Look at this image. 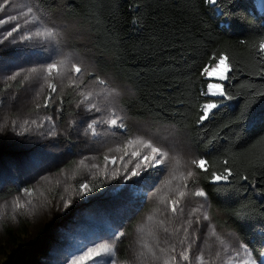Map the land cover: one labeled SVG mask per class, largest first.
<instances>
[{"label": "rangeland", "instance_id": "obj_1", "mask_svg": "<svg viewBox=\"0 0 264 264\" xmlns=\"http://www.w3.org/2000/svg\"><path fill=\"white\" fill-rule=\"evenodd\" d=\"M3 3L4 0H0V4ZM262 3V0L257 2L260 11L263 10ZM29 4L39 5L41 2L10 0L6 12L17 16L18 21L0 25V39L14 23L22 24L25 16L32 22V16L28 13ZM66 4L67 0H52L51 13L60 14L61 22L71 26V48L85 61L94 63L101 77L106 76L120 86L124 91L121 100L132 98L133 89L110 70L109 58L102 56L93 47L92 35L87 27L82 26L78 20L65 16ZM33 11H36L35 8ZM36 15L41 13L37 12ZM0 16L7 19L5 13H0ZM11 39L9 37V40ZM49 58L50 53L44 48L11 46L8 41L0 45V60L8 65L7 69L0 68V99L5 100V104L0 105V125L5 121L10 125L13 119L18 125L24 119H34L37 124H43V127L38 129L36 125L29 123L27 132L20 127H17L15 132H12L10 127L0 132V264H58L59 260L69 256L71 246L86 251L87 247H92L95 243H105L102 242L106 236L103 230L99 231L98 235L91 230V243L85 244L83 237L92 227L99 225L105 230L126 225L123 228H128L134 223V252L128 255L130 264H165L170 255H175L170 252L171 247L175 246L177 252L182 250L178 241L184 238L185 228L190 236L195 237L190 250L192 264H201L197 259L200 255H203V264H237L244 253L240 247L237 256L236 241H239V245L245 243L234 230L220 224V221L225 219L224 214L212 211L208 199L194 195V191L200 188L196 183L199 168L186 166L185 161L200 159L201 153L189 132L154 122L150 118H133L121 105L120 100V107L128 117L126 124L131 129L128 138L147 135L165 146L175 145V151L170 152V155L179 160L178 164L173 160L168 171L164 166H160L158 170H146L151 174L148 183H142L132 189L125 188L124 185H131L132 181L122 180L121 176L125 175V167L131 170L135 159L132 163L121 162L119 157L122 152L118 149L126 147L128 138L120 132H117L115 137L109 133L108 136L94 138L90 132L85 136L83 129L86 126V116L83 114V108L75 107L80 97L72 84L65 82L61 86L57 83V90L62 92L64 97L63 114L58 115V100H54L49 108L36 110V104L43 103L46 99L48 88L34 74L22 72L16 81H6V77L13 71L20 70V66L39 67L37 62ZM208 77L217 82L222 81L218 74ZM82 79L89 86L87 90L101 91L91 76L85 75ZM9 83L13 88L7 87ZM12 96L15 98L12 99ZM96 102L103 107V96ZM49 115L55 122V136L48 134L52 124L45 117ZM94 115L100 118L102 113ZM107 127L98 125L97 131L104 132ZM39 132H44L45 135L41 136ZM105 156L109 157L107 176L102 174L105 170ZM113 156L117 158L114 165L111 163ZM81 160L84 161L83 164L80 163ZM124 160L127 161L128 157L125 156ZM189 168L195 173V177L184 181L180 177L186 174ZM114 171L120 173L116 179L112 178ZM144 175L142 172L141 176ZM93 180L105 182V190L100 191L102 199L96 200L97 204L92 201L95 196L91 192L83 193L79 187L81 183L89 184ZM184 183L188 185L186 189L182 187ZM25 187L32 189L31 197L23 193L22 189ZM156 188L160 191L157 192ZM181 190L185 191L184 197H179ZM118 196H121V199L118 200ZM17 198L19 204L25 205L23 209L18 207ZM29 199L35 210L28 205ZM172 199L179 201L176 213L171 211ZM67 200H71V203L65 207L63 205ZM133 212L136 215L128 220L127 216ZM205 214L211 218L210 221L203 220ZM189 221L192 222L191 226L188 225ZM197 223L199 228L193 231ZM209 224L215 225V234ZM78 233H83L82 237L70 243L71 237ZM41 234L44 245L43 241L40 244L38 240ZM188 242L185 240L184 245Z\"/></svg>", "mask_w": 264, "mask_h": 264}, {"label": "trees", "instance_id": "obj_2", "mask_svg": "<svg viewBox=\"0 0 264 264\" xmlns=\"http://www.w3.org/2000/svg\"><path fill=\"white\" fill-rule=\"evenodd\" d=\"M40 2L51 6L52 0ZM257 2L227 0L225 14L206 0H67L64 14L87 27L93 47L109 58L110 70L133 89L132 98L121 100L131 117L150 118L189 132L201 158L208 161L207 172L198 169L196 183L208 192L211 210L224 214L220 224L234 230L250 249L264 251L260 231L264 223V125L238 121L245 104H250L249 116L264 111V96L259 95L264 93V54L258 49L264 41V7L260 11ZM221 53L229 56L232 71L229 79L217 82L204 75L203 68L214 65L213 57ZM210 83L223 84L236 98L205 95ZM210 98L217 103L223 99V103L209 120L198 123L202 105ZM225 167L232 169L233 176L217 184L212 174L222 173ZM104 184L89 183L95 204L102 199ZM249 212L252 218L237 219V213ZM135 228V223L120 228L126 238L117 242L118 261H130ZM91 230L95 235L103 230L102 242H112L113 228L96 225L83 237L85 244L91 243ZM82 235L74 234L70 243ZM38 240L41 244L43 234ZM80 253L81 249L71 246L69 256L58 264L66 259L70 264ZM252 255L256 256L255 251Z\"/></svg>", "mask_w": 264, "mask_h": 264}, {"label": "snow or ice", "instance_id": "obj_3", "mask_svg": "<svg viewBox=\"0 0 264 264\" xmlns=\"http://www.w3.org/2000/svg\"><path fill=\"white\" fill-rule=\"evenodd\" d=\"M10 0H4L3 4H0V13H5L7 15V19H4L0 16V25H6L11 22L18 21V17L15 15L8 14L6 12V7L9 4ZM227 0H206V4L215 8L220 9L221 11H225ZM28 13L32 16V22L30 23L27 16L23 19V26L21 23H14L10 30L6 31V34L3 35V38L0 39V45L4 44V41H8V45L24 47V48H44L46 52L50 53V58L43 61L37 62L39 63V67L32 68H24L20 66L19 71H13L11 75L6 77V81H16L17 77L21 76L22 72H29L35 75V77L39 80L43 81V84L47 85L48 92L46 94V99L43 103L36 104V110L38 111L40 108H49L51 103L54 100H58L59 104L57 107L59 108L58 115L63 114L62 105L64 103L63 93L57 90V83L61 86L65 84V82L72 84L74 86V90L76 94L80 97V99L76 102V108H83V114L86 116V126L83 129V134L87 136L89 132L91 136L94 138L108 136L111 133V136L115 137L117 132H120L121 135L128 138L131 133V129L126 124L128 119L127 114L124 112V109L120 107V100L124 95V91L120 88L118 84L115 83L114 80L109 79L108 77H101L98 73L94 63H89L80 56V54L71 48V26L64 24L61 22L60 14L53 15L51 13V6H46L43 2L39 5L29 4ZM261 7H264V3L261 4ZM35 8V12L33 11ZM39 12L41 15L37 16L36 13ZM225 14H228L225 11ZM16 33L14 36L13 34ZM9 37L12 39L9 40ZM259 52L264 54V41H261L258 45ZM54 53V54H53ZM264 59V56L261 57ZM215 60L214 65H208L203 68L204 75L212 76L219 75L220 80L229 79L228 73L232 71L231 65L229 63V56L221 53L218 57H213ZM0 68L7 69L8 65L0 60ZM85 75H89L92 77L93 81L100 86L101 91L87 90L89 86L84 83L82 77ZM261 75L264 76V68L261 70ZM56 81V82H53ZM8 88H13L12 84H7ZM85 90H81V89ZM40 91H43V86H41ZM210 94V97H221L227 98V100L231 101L236 97L233 95H229L223 84L221 83H210L208 85L207 93L205 95ZM40 95V92L37 93ZM259 95L264 96V93H259ZM103 96V107L99 103H97V99ZM12 99L15 97L12 96ZM223 103V99H221L220 103H217L213 99H209L208 102H205L202 105L201 112L202 114L198 117V123H203L209 120L210 114L213 116L215 112L213 110L219 109L221 104ZM5 104L4 99H0V105ZM250 108V104H245L244 109L241 111L239 120H248L253 125L260 124L264 125V111L260 113L249 116L248 111ZM94 113H102L100 118H97ZM45 119L52 124L51 130L48 131V134L55 136V122L53 121L52 116H46ZM75 119V117H74ZM29 123L36 125L37 128H42L43 124H37L36 120L24 119L21 124H17L15 119L11 120V124L5 121L4 124L0 125V132H3L7 129H11L12 132H15L17 127L23 129V131H28ZM98 125H106L108 126L104 132L97 131ZM116 130V131H111ZM39 135H45L44 132H39ZM129 149L131 151H129ZM122 154L119 159L123 163H132V160L135 159V163L133 164L131 170L127 167L124 169L125 175L121 176V179H127L132 181L131 185H124L125 188L132 189L137 187L142 183H148L151 180V174L146 170L156 168L159 169L160 166H164L165 170L168 171V167L172 164L173 160H176V157L170 155V152L175 151V145L165 146L162 143H158L154 137L147 135H135L132 138L127 139V145L124 149H118ZM127 156L128 160L125 161L124 157ZM105 170L103 171V175L107 176V163L109 161V157L105 156ZM117 162V158L113 156L111 158V163L114 165ZM177 164L179 160H176ZM81 164L84 163L83 160L80 161ZM208 161L206 159H190L185 161V165L197 166L199 169L207 172ZM225 165L228 164V161H223ZM261 166L264 167V158L261 159ZM93 167H98L93 165ZM144 172L145 175L141 176V173ZM120 175L118 172L112 173V178L116 179L117 176ZM214 181L217 184L221 182H227L229 177L233 176V171L231 168L225 167L222 173H213L212 174ZM139 179H133V178ZM195 173L190 170V168L186 171V174L181 175V179L187 181L188 179H194ZM41 179H47L46 177H40ZM243 180H247L248 176H243ZM101 186H103L101 184ZM80 190L83 193H90L93 191V188L89 187L87 182L80 184ZM183 188H187V183H184ZM23 193L27 196L31 197L32 189L27 187L22 189ZM156 191L159 192L160 189L156 188ZM155 193H153L154 195ZM194 195L198 198L208 197V192L203 188H197L194 191ZM185 191H179V197H184ZM63 199V197H61ZM163 202V201H162ZM177 199L171 200V211L172 213L177 212ZM16 203L18 207L23 209L25 207L24 204H19V198H17ZM28 205L32 210H35V206L32 205L31 199L28 200ZM71 203V200L65 201L63 206H67ZM203 207V205H201ZM136 215L133 212L131 215L127 216L128 220H131ZM14 218V217H13ZM252 218V214L249 212L247 214L237 213V219H249ZM151 219V217H149ZM210 217L205 214L203 216V220L210 221ZM188 225L191 226L192 222L189 221ZM126 225H118L115 229L110 232L111 243H95L92 247H87L86 251H82V255L73 256L70 264H84V261L91 260L92 264H130L129 260L118 261L116 258L117 254V242L122 243L121 238H126L125 231L120 230L121 227ZM209 227L212 228L213 233L215 234V225L209 224ZM199 228V224L197 223L196 228H193V231H196ZM167 231V229H165ZM185 236L182 240L178 241L179 245L182 246V250L177 252L176 247L173 246L170 248L171 253H175V255H170L166 260L165 264H192L190 261V250L192 240L195 237L190 236L188 234V229L185 228ZM261 238L264 239V223L261 224ZM189 241L185 246L184 241ZM238 247L236 248V254L239 256V248H243L244 255L241 256L237 262V264H264V251L259 249H250L248 244L239 245V241H236ZM163 251V249H161ZM255 251L256 256L253 257L252 252ZM155 257V253L152 254ZM201 264H203V255L197 257ZM135 260V257L132 258V261ZM64 264H69L68 260L64 261Z\"/></svg>", "mask_w": 264, "mask_h": 264}]
</instances>
